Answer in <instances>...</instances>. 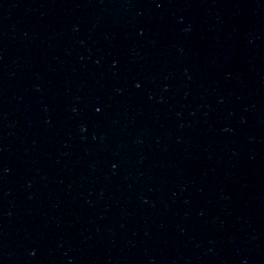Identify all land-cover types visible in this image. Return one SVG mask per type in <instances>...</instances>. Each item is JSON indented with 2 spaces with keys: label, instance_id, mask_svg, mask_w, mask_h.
I'll use <instances>...</instances> for the list:
<instances>
[{
  "label": "water",
  "instance_id": "95a60500",
  "mask_svg": "<svg viewBox=\"0 0 264 264\" xmlns=\"http://www.w3.org/2000/svg\"><path fill=\"white\" fill-rule=\"evenodd\" d=\"M0 264H264V0H0Z\"/></svg>",
  "mask_w": 264,
  "mask_h": 264
}]
</instances>
